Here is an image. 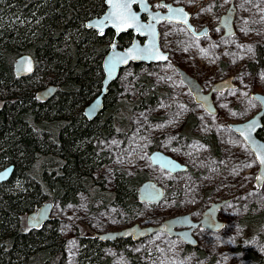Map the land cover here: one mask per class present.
Instances as JSON below:
<instances>
[{
	"label": "rangeland",
	"instance_id": "374dc122",
	"mask_svg": "<svg viewBox=\"0 0 264 264\" xmlns=\"http://www.w3.org/2000/svg\"><path fill=\"white\" fill-rule=\"evenodd\" d=\"M161 1L183 6L193 30L162 22L159 44L170 53L169 61L131 65L119 74L111 99L145 101L126 121L125 134H112L94 143L96 155L105 161L93 177L110 194L122 173L128 177L144 174L164 189L165 197L153 205L124 207L112 199L90 201L86 192H79L75 204H54L51 217L60 219L59 240L65 241L63 264H76V224L91 234H104L135 224L140 228L161 225L187 213L197 221L211 203L224 200L228 201L218 215L224 229L193 233L204 258L187 252L178 238L164 232L129 242L128 250L144 264H256L250 253L264 263V184L256 187L258 164L245 142L227 127L251 119L260 108L250 94H264V0H235V34L231 37H224L218 27L231 0H149L153 9ZM173 65L194 77L205 92L230 79V87L221 86L212 94L215 115L194 101ZM253 65L258 68L252 73ZM141 78H147L152 87L146 88ZM188 117L195 120L192 129L185 125ZM211 137L215 148L210 145ZM155 150L187 170L170 174L152 165L150 154ZM250 216H260V226L245 227L242 221ZM104 254L112 257L111 264H132L114 246L106 247Z\"/></svg>",
	"mask_w": 264,
	"mask_h": 264
},
{
	"label": "trees",
	"instance_id": "16d2710c",
	"mask_svg": "<svg viewBox=\"0 0 264 264\" xmlns=\"http://www.w3.org/2000/svg\"><path fill=\"white\" fill-rule=\"evenodd\" d=\"M104 8V0H0V170L13 167L9 180L0 183V264H63L60 219L52 218L37 229L25 225V214L46 202L64 207L75 204L79 192H86L90 201L112 199L124 207L140 204L137 189L146 180L144 174L122 173L110 194L93 177L105 161L96 155L94 143L125 134L126 121L145 101L111 99L115 81L104 96L102 111L92 120L83 115V108L101 90V61L113 39L110 29L99 36L86 29L85 22ZM131 39L122 34L118 45ZM25 54L32 57L34 71L20 78L13 63ZM256 68L250 66L251 72ZM140 82L152 87L147 78ZM51 84L58 88L55 95L46 102L38 100L37 91ZM194 124L188 117L185 125L192 129ZM258 137L264 140V119ZM210 140L215 148V138ZM254 217L242 221L245 227L260 226V216ZM75 229L76 264H111L112 257L104 254L110 245L123 251L132 264H144L128 250L131 239L103 242L79 224ZM185 250L205 257L198 247ZM255 256L249 254L256 264H264Z\"/></svg>",
	"mask_w": 264,
	"mask_h": 264
},
{
	"label": "water",
	"instance_id": "95a60500",
	"mask_svg": "<svg viewBox=\"0 0 264 264\" xmlns=\"http://www.w3.org/2000/svg\"><path fill=\"white\" fill-rule=\"evenodd\" d=\"M234 2L235 0H231L228 9L220 16L218 27L224 30V37H231L235 34L234 20L236 8ZM162 3L167 7L165 12L153 10L149 0H142V2L141 0H134L130 5V11L136 15L137 24L141 27H128L125 25L122 26V30L113 27L111 22L106 19L111 11L107 0H104L105 9L103 13L100 16L92 17L85 22L86 29L95 30L99 36H102L108 29H111L114 33L113 40L110 42L108 50L101 61L103 72L101 90L99 94L83 108V115L87 120L94 119L102 111L104 96L108 92V86L117 80L119 74L124 68L134 64L166 63L169 61V53L163 51L159 44L160 35L158 29L160 23L163 21L172 22L184 25L190 31L193 30V27L189 23V13L183 6L173 5L172 3ZM134 6H136V9ZM144 15L146 19L142 20L141 17ZM149 25L151 27H149ZM101 28L103 29L102 32ZM127 32L132 33V39L127 46L119 48L117 44L118 37ZM145 48H155L158 55L155 58H151L148 55L142 56L137 51ZM129 52L132 53L131 56L128 55ZM161 57H166V59H162ZM25 61L30 62V71L28 70V64H26ZM174 69L178 73L181 82L187 87L193 96L194 101L200 104L210 115H215L216 109L212 102V94L220 90L221 86L222 89L230 87V79H227L221 84H217L214 88L205 92L194 77L188 75L177 66H175ZM13 71L14 74L20 78L32 75L34 71V61L32 57L27 54L17 57L13 63ZM57 89L56 85H47L37 91L36 98L42 102H46L55 95ZM250 98L259 104L260 108L258 112L251 119L243 123H229L228 127L245 142L257 162L258 170L255 185L259 188L264 184V180L257 179V177H264V167H261L260 164V157L261 155H264V140L260 139L257 135L263 127L264 94L259 92L251 93ZM253 123L254 127L249 131L248 126ZM246 137H250V139H246ZM150 161L152 165L157 166L170 174L185 172L187 170L186 166L160 150L151 152ZM12 170V166H7L0 170V176H4V174L7 173L5 178L0 180V183L9 180ZM164 197V189L151 179L145 180L138 186L137 198L140 203L153 205L161 202ZM227 201L228 200L211 203L204 210L201 218L197 221H194L191 215L187 213L169 218L163 221L161 225L140 228L139 225L135 224L118 231L106 232L104 234L96 233L94 236L103 242L114 241L116 239H131L136 242L156 232H164V234H167L171 238H178L185 246L195 249L199 246V243L193 233L198 227H201L208 233H219L224 229L225 223L218 219V215L222 206ZM53 207L54 206L51 202H46L40 205L37 209L29 212L25 217L27 227L37 229L49 222L52 219L51 215Z\"/></svg>",
	"mask_w": 264,
	"mask_h": 264
},
{
	"label": "snow or ice",
	"instance_id": "6c2138e0",
	"mask_svg": "<svg viewBox=\"0 0 264 264\" xmlns=\"http://www.w3.org/2000/svg\"><path fill=\"white\" fill-rule=\"evenodd\" d=\"M107 2L110 5L111 11L107 16V21H110L113 27H116L118 30H122V26H128V27H141L137 24V17L134 13L130 11V5L134 2V0H107ZM142 2V0H141ZM164 6V5H161ZM170 8V6H169ZM171 10V9H170ZM149 27H151L149 25ZM103 29L101 28V32ZM142 56L148 55L151 58H155L158 55V52L155 48H145L141 50H137ZM129 56L132 55L131 52L128 54ZM126 58V57H125ZM162 59H166V57H161ZM26 64H28V70H31L30 62L25 61ZM254 127V123L250 124L248 126V130L251 131V129ZM246 139H250V137H246ZM260 164L261 167H264V155H261L260 157ZM251 166V165H246ZM7 173L4 174V176H0V180H3ZM257 179L264 180V177H257Z\"/></svg>",
	"mask_w": 264,
	"mask_h": 264
},
{
	"label": "flooded vegetation",
	"instance_id": "af4514ba",
	"mask_svg": "<svg viewBox=\"0 0 264 264\" xmlns=\"http://www.w3.org/2000/svg\"><path fill=\"white\" fill-rule=\"evenodd\" d=\"M163 1H161L160 3H159V8H156V9H154V10H159V11H163V12H165L166 10H167V7L165 6V4L164 3H162ZM173 5H176V4H174V3H172ZM161 5H164V6H161ZM134 8L136 9V6H134ZM153 8V7H152ZM186 10V9H185ZM190 15V14H189ZM142 18V20H145L146 19V17H145V15L144 16H142L141 17ZM189 19H190V17H189ZM190 23V22H189ZM111 30V29H110ZM112 31V30H111ZM113 32V31H112ZM128 34H130L131 36H132V33L131 32H127ZM127 33H124V34H127ZM122 35V34H121ZM120 37V36H119ZM113 40V39H112ZM131 41V40H130ZM130 42H128V43H125L123 46H120V45H118V47L119 48H123V47H125V46H127L128 44H129ZM169 53V52H168ZM170 54V53H169ZM173 67H175V65H173ZM175 70V69H174ZM177 73V72H176ZM178 74V73H177ZM102 80H103V78H102ZM114 82H112L109 86H111L112 84H113ZM101 86H102V82H101ZM109 86H108V89H109ZM107 95V94H106ZM213 96V95H212ZM94 97H96V95L94 96ZM94 97L92 98V99H94ZM91 99V100H92ZM105 100V99H104ZM91 102V101H90ZM213 102V101H212ZM89 103V102H88ZM103 105H104V103H103ZM214 107H215V105H214ZM229 124V123H228ZM228 124H227V127H228ZM229 128V127H228ZM230 129V128H229ZM226 204V203H225ZM224 204V205H225ZM198 229H200V230H202V231H204V232H206L205 230H203L201 227H198L196 230H198ZM195 230V231H196ZM206 233H208V232H206ZM194 235V234H193ZM195 237V236H194ZM182 243V242H181Z\"/></svg>",
	"mask_w": 264,
	"mask_h": 264
},
{
	"label": "bare ground",
	"instance_id": "6f19581e",
	"mask_svg": "<svg viewBox=\"0 0 264 264\" xmlns=\"http://www.w3.org/2000/svg\"><path fill=\"white\" fill-rule=\"evenodd\" d=\"M190 16V15H189Z\"/></svg>",
	"mask_w": 264,
	"mask_h": 264
}]
</instances>
